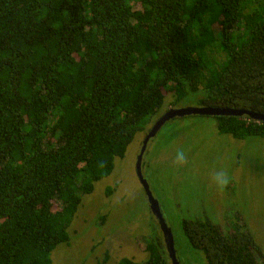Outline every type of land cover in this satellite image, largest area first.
<instances>
[{"label": "trees", "instance_id": "trees-1", "mask_svg": "<svg viewBox=\"0 0 264 264\" xmlns=\"http://www.w3.org/2000/svg\"><path fill=\"white\" fill-rule=\"evenodd\" d=\"M169 94L264 115V0H0V264H53L83 197ZM213 118L264 138L247 115ZM235 214L182 230L209 264H264ZM140 245L145 263L118 264H172L163 237Z\"/></svg>", "mask_w": 264, "mask_h": 264}, {"label": "rangeland", "instance_id": "rangeland-1", "mask_svg": "<svg viewBox=\"0 0 264 264\" xmlns=\"http://www.w3.org/2000/svg\"><path fill=\"white\" fill-rule=\"evenodd\" d=\"M173 99V95L167 96L153 123L170 109L199 107L189 100L173 107ZM148 131L136 135L125 157L116 159L112 174L83 197L69 228L70 242L53 251V264L148 260L140 244L163 237L137 174ZM180 149L185 151L187 163L177 167L174 160ZM219 169H225L231 178L223 192L211 180L212 172ZM142 175L166 216L179 264H209L204 253L185 237L183 220L209 219L226 229L238 211L264 253V138L240 140L220 134L217 121L210 116L176 117L149 141Z\"/></svg>", "mask_w": 264, "mask_h": 264}, {"label": "water", "instance_id": "water-1", "mask_svg": "<svg viewBox=\"0 0 264 264\" xmlns=\"http://www.w3.org/2000/svg\"><path fill=\"white\" fill-rule=\"evenodd\" d=\"M244 115L249 116L251 119L264 122V115L255 113L252 111H246V110H237L233 108H220V107H197V108H182V109H171L169 110L163 117H161L152 127V129L147 134L142 150L140 153V156L137 160V174L139 179L141 180V183L145 189L146 195L148 197V201L151 207V210L156 217L160 229L163 234L164 242L166 249L168 251V254L172 260V264H179L177 259V253L175 250V244L173 241V235L172 231L167 223V219L165 214L162 211L161 206L159 205L158 201L154 198L152 195L149 184L147 180L142 175V160L143 156L145 154L148 142L151 138L156 136V134L159 132V130L170 120L176 118V117H187V116H210V117H221V116H235V117H242Z\"/></svg>", "mask_w": 264, "mask_h": 264}, {"label": "clouds", "instance_id": "clouds-1", "mask_svg": "<svg viewBox=\"0 0 264 264\" xmlns=\"http://www.w3.org/2000/svg\"><path fill=\"white\" fill-rule=\"evenodd\" d=\"M186 163H187V156L185 151L183 149L178 150L176 152L174 164L177 167H182ZM211 180L212 183L215 185V187L221 192H223L231 182V178L225 169H219L213 171L211 174Z\"/></svg>", "mask_w": 264, "mask_h": 264}, {"label": "flooded vegetation", "instance_id": "flooded-vegetation-1", "mask_svg": "<svg viewBox=\"0 0 264 264\" xmlns=\"http://www.w3.org/2000/svg\"><path fill=\"white\" fill-rule=\"evenodd\" d=\"M173 109H180V108H173ZM181 109H182V108H181ZM170 110H171V109H170ZM166 113H167V112H166ZM166 113H165V114H166ZM165 114H164V115H165ZM164 115H163V116H164ZM163 116H162V117H163ZM187 117H188V116H187ZM153 122H154V121H153ZM156 122H157V121H156ZM156 122H155V123H156ZM155 123L152 124V126H151L150 129H149V131L152 129V127L154 126ZM160 130H161V129H160ZM160 130H159V131H160ZM149 131H148V133H149ZM156 135H157V134H156ZM154 137H155V136H154ZM145 138H146V137H145ZM151 139H152V138H151ZM151 139H150V140H151ZM144 140H145V139H144ZM148 143H149V142H148ZM142 146H143V144H142ZM149 205H150V204H149ZM159 205H160V204H159ZM161 208H162V207H161ZM150 210H151V207H150ZM151 213H152V216L154 217V219L157 221V219H156V217L154 216L152 210H151ZM157 223H158V221H157ZM158 224H159V223H158ZM159 230L161 231L160 226H159ZM161 232H162V231H161ZM162 236H163V234H162ZM163 239H164V238H163ZM175 250H176V248H175ZM176 251H177V250H176ZM176 253H177V252H176ZM177 257H178V256H177ZM177 259H178V258H177Z\"/></svg>", "mask_w": 264, "mask_h": 264}]
</instances>
